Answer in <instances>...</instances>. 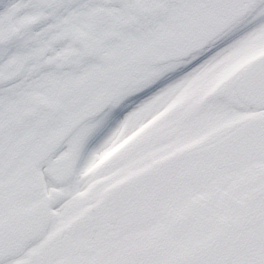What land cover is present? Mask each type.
<instances>
[{
  "label": "rangeland",
  "instance_id": "374dc122",
  "mask_svg": "<svg viewBox=\"0 0 264 264\" xmlns=\"http://www.w3.org/2000/svg\"><path fill=\"white\" fill-rule=\"evenodd\" d=\"M5 4L6 11L12 2ZM4 12L0 10V13ZM227 14L232 16L231 25L235 30L215 37L209 47L194 43L154 44L147 58L132 59L116 52L112 54L113 63L106 64L100 59L94 64L96 79L88 77V83H99L100 80L103 83V90H96L91 95V99H97L98 108L86 115L84 125L74 130L75 137L90 139L64 142L48 154L39 165V175L32 182L30 194H24V203L13 214L15 224L33 228L28 243L30 249L46 245L61 235L73 234V228L86 215L119 195L123 209L112 215L107 234L99 232L93 243L82 248L83 252H92L97 259L111 256L118 260L129 255L157 254L179 261L205 255L242 258L257 253L264 243V208L255 214L251 211L258 203L264 206V190L261 189L245 199L238 225L224 222L219 235L210 238L206 247L189 255L194 241L192 236L197 232L193 228L200 225L202 229L208 221H216V210H223L226 203L222 194L227 182L217 178L215 174L219 171L216 170L234 160L247 163L253 155L250 154L247 160L239 158L241 151H246L255 142L251 135L228 151L217 150L211 142L213 136L221 133H239L251 119V108L239 97L214 98L221 105L219 114L209 117L200 112L202 119H212L211 125L195 129L185 126L233 72H220L215 87L206 91L210 75L233 61L236 62L234 70L264 56V29H256L245 36L262 24L264 18L251 17L244 9ZM35 21L21 24L14 19L9 30L16 32L15 26H32ZM164 23L168 25L167 21ZM67 24L71 25L70 22ZM77 26L84 34V40L95 28V25ZM243 36L240 41L227 46ZM75 39H79L78 34L72 36V40ZM177 50L179 57L162 61L156 58ZM204 50H211L209 60L213 56L216 59L204 68L200 65L188 67L192 58ZM149 59L153 62L148 63ZM42 61L25 58V67L39 71L47 66ZM115 62L119 63L118 67H114ZM108 67V71L101 74ZM198 68L200 71H196ZM43 75L45 79L38 82L34 77L29 78L32 81L30 87L32 92L48 98L46 82L58 74L46 71ZM81 104H86V100L83 99ZM33 107L39 106L34 104ZM173 114L176 118L169 119ZM161 121H168L162 140L124 161L121 167H111L112 161L128 144L137 141L146 130ZM45 126L54 129L51 120ZM196 164L210 166L213 173L196 175L192 171ZM234 166L235 171L248 176L258 172L251 171L249 166ZM52 167L58 168L50 170ZM260 178L261 175L258 182ZM47 180L56 187L48 189ZM48 192L52 194L51 199ZM16 264H26V261L21 257Z\"/></svg>",
  "mask_w": 264,
  "mask_h": 264
},
{
  "label": "snow or ice",
  "instance_id": "6c2138e0",
  "mask_svg": "<svg viewBox=\"0 0 264 264\" xmlns=\"http://www.w3.org/2000/svg\"><path fill=\"white\" fill-rule=\"evenodd\" d=\"M70 3L71 0H14L4 13H0V84H8L7 88H0V93H7L0 95V264H16L21 257L26 264H264V243L255 255L232 259L205 255L176 261L152 254L129 255L114 260L111 256L97 259L92 252H83L82 248L93 243L99 232L107 234L112 215L123 209V200L119 195H114L107 204L86 215L73 228V234L61 235L39 248L28 247L33 228L15 224L13 214L24 203L23 196L31 187L30 181L34 182L38 178L39 165L45 159L47 149L29 138L40 117L24 119L20 105L13 100L21 94L25 80L31 77L36 82L44 80L46 71L55 70L58 75L46 82L53 93L83 78L81 74L94 80L96 74L91 66L101 58L116 52L135 50L163 36L168 27L164 23L165 17L182 19L189 13L225 14L240 9L252 16L264 12V0H81V8L91 10L99 5L104 10V14L94 21V31L83 41L69 39L60 42V47L50 49L55 63L39 71L28 70L25 57L29 51H35L36 38L40 34L25 40L20 33L10 31L9 25L15 19V11L43 7L71 11ZM62 19L67 22V17ZM30 29L31 26H28ZM109 32L115 35L110 36ZM63 48H70L71 52L66 53L62 51ZM211 55V50L198 53L188 67L208 66L216 59L213 56L209 60ZM235 63L231 62L209 76L206 91L215 87L220 72H233L228 80L212 92L200 111L193 114L185 126L195 129L211 125L212 119H202L200 112L209 117L218 115L221 105L214 98L242 97L251 104V119L239 133H221L213 136L211 142L217 150L228 151L245 136L251 135L264 149V58L233 70ZM175 118V114L169 117ZM167 123L161 121L153 125L137 141L128 144L119 157L112 161L111 167H121L124 161L162 140ZM116 143H120V140H116ZM48 198H52L51 192H48Z\"/></svg>",
  "mask_w": 264,
  "mask_h": 264
},
{
  "label": "bare ground",
  "instance_id": "6f19581e",
  "mask_svg": "<svg viewBox=\"0 0 264 264\" xmlns=\"http://www.w3.org/2000/svg\"><path fill=\"white\" fill-rule=\"evenodd\" d=\"M13 3L14 0H0V10L5 11L3 8L5 3ZM71 11H66L63 8H53V7H43L39 9H17L15 19L18 23L24 24L35 21L37 18L42 16V20H36L31 26L30 31L28 26L19 27L15 26V31L23 35L25 40L33 38L35 34H40L36 38L35 51H29V54L25 58H30L31 60L42 61L44 65H49L55 63L53 56L50 53V49L54 46L60 44L61 40L72 39V36L78 34L80 41L84 40V34L80 32L77 25H84L86 27L94 26V21L97 17L102 16L103 8L97 5L95 8L89 10L86 8H81V0H71L70 3ZM79 9V11H77ZM264 16V12L257 13L254 17ZM67 17V22H64L62 18ZM252 17V15H251ZM165 21L168 23L166 33L156 39L151 40L143 47L137 48L131 51L118 52L120 54L124 53L127 57L132 59L142 57L147 58L150 56L152 51V46L154 44L158 45L161 43L167 44H201L204 47H209L215 37L223 36L226 33L232 32L235 28L231 25V20L233 19L230 14H219L216 12H202V13H189L182 19H171L165 17ZM164 21V22H165ZM70 22L71 25L67 23ZM256 29L263 30L264 22L258 24V26L246 33L248 36ZM235 30V29H234ZM109 35H115V33L109 32ZM243 37L238 40L229 42V45H233L236 42L243 39ZM31 47V46H30ZM172 46H169L170 48ZM62 51L68 53L71 51L70 48H63ZM59 55V54H57ZM179 57V51L170 53L168 56H156L157 60L162 61L168 57ZM106 64L113 61V56L107 58H101ZM148 63L153 62L152 59L147 60ZM119 63L115 62L114 67H118ZM102 70L101 74L108 71ZM91 70L95 73L96 65L91 66ZM51 73L57 75L55 70ZM83 78L76 79L72 84L60 91L53 93L48 87L46 88V93H48V98H45L41 93L37 94L31 90V79L25 80L21 94L14 97L15 103L20 105L22 116L24 119H31L32 117L39 116L40 119L35 124L34 128L31 130L30 139L38 144H42L47 149V154H50L57 147L61 146L64 142L71 140H79L86 142L88 139H82L80 137H75V129L85 124V117L88 114H92L98 108L96 106L97 99H91L94 91L103 90L102 81L99 83H88V77L83 76ZM50 78H48L49 80ZM115 81V78L112 79ZM8 84H0V88H7ZM7 95V93H0ZM86 100V104H81L83 99ZM88 102V103H87ZM37 104L39 107L34 109L33 105ZM69 110V111H68ZM34 111V112H33ZM84 113V114H83ZM48 120L54 127L45 126ZM63 122V123H62ZM253 154L252 157L248 159L247 163L244 161L236 162L232 161L227 166H222L216 171L217 178L225 180L227 182L226 190L223 192L226 203L224 204L223 210H216V221H208L207 224L201 229L200 225H197L193 230L197 231L194 236L193 243L191 244L189 250L191 254H195L200 249L206 247L207 241L219 235L222 229V224L226 221L230 222V225L236 226L243 216V205L245 199L250 195L257 194V189L264 190V149H262L257 143L252 142L246 151H241L239 158L247 160V158ZM45 156V157H46ZM240 164L239 168H244L249 166L251 171H258L257 173L250 174L249 176L245 173L235 171L234 165ZM192 171L196 172V175H208L213 173L208 165L196 164L192 167ZM220 174V175H219ZM261 175V181H257V178ZM214 178V177H212ZM216 178V177H215ZM251 181V182H250ZM255 182H258L257 184ZM31 187L26 192L30 194L33 188V183L30 181ZM47 188L52 189L55 186L54 183H50L49 180L46 181ZM255 183V185H253ZM253 185V186H252ZM264 208L262 203H258L252 209V213L255 214L260 209ZM210 217V214H209ZM191 237V238H192Z\"/></svg>",
  "mask_w": 264,
  "mask_h": 264
},
{
  "label": "water",
  "instance_id": "95a60500",
  "mask_svg": "<svg viewBox=\"0 0 264 264\" xmlns=\"http://www.w3.org/2000/svg\"><path fill=\"white\" fill-rule=\"evenodd\" d=\"M262 58H264V56H263ZM240 99H241L246 105H248L249 107H251L250 102H248L247 100L243 99L242 97H240Z\"/></svg>",
  "mask_w": 264,
  "mask_h": 264
}]
</instances>
